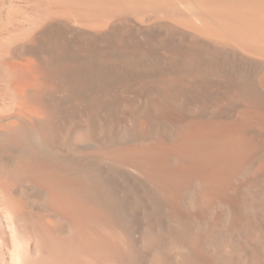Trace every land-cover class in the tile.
<instances>
[{
    "label": "bare ground",
    "instance_id": "6f19581e",
    "mask_svg": "<svg viewBox=\"0 0 264 264\" xmlns=\"http://www.w3.org/2000/svg\"><path fill=\"white\" fill-rule=\"evenodd\" d=\"M0 264H264V0H0Z\"/></svg>",
    "mask_w": 264,
    "mask_h": 264
}]
</instances>
